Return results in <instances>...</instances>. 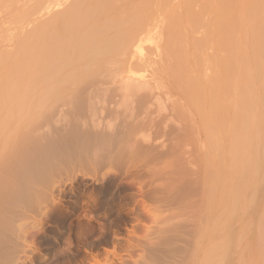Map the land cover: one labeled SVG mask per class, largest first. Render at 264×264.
Instances as JSON below:
<instances>
[{
  "label": "bare ground",
  "instance_id": "6f19581e",
  "mask_svg": "<svg viewBox=\"0 0 264 264\" xmlns=\"http://www.w3.org/2000/svg\"><path fill=\"white\" fill-rule=\"evenodd\" d=\"M98 262L264 264V0H0V264Z\"/></svg>",
  "mask_w": 264,
  "mask_h": 264
},
{
  "label": "rangeland",
  "instance_id": "374dc122",
  "mask_svg": "<svg viewBox=\"0 0 264 264\" xmlns=\"http://www.w3.org/2000/svg\"><path fill=\"white\" fill-rule=\"evenodd\" d=\"M125 58L123 55L119 58V60ZM111 63V62H110ZM112 65V64H111ZM112 69V73L114 74H127L129 73V71L125 72L124 70H120V65L115 64L111 66ZM146 71V73L144 72ZM149 72L148 70H134L132 71V73L130 74H150L147 73ZM152 73V72H151ZM79 89L82 92V94L79 95V98L77 99L76 103L74 104V106H70V107H63L61 109H59L57 111V113L53 116L51 115L46 123L45 126H43L44 124L41 122L37 125L36 130L33 131L31 134H29L26 138H24L23 141H20L17 145V149H21L24 147L25 143L29 140H35V141H44L48 138L53 137L54 135H56L57 133H64L69 131L72 128H76L78 130L81 131H92L96 134H101L103 133H108L109 131H107V129L104 127L103 124H100L96 121L92 122L87 114V111L84 109V102H86V100L88 101V99L90 98V96L92 94H99L103 91L104 87L100 84H96L92 87H86L85 84L80 85ZM95 91V92H93ZM93 92V93H92ZM94 101L96 102V99H94ZM101 107V106H100ZM63 116V117H62ZM100 118V117H99ZM118 123H116L115 125H117ZM140 123H128L129 126V132L128 133H123L121 127L118 125L117 127H115L113 125L112 131L113 133H115L117 135V138H128L129 136H131V134L133 132H135L138 128V125ZM166 130V128H164L163 126H159L156 125L153 129L152 132L153 133H163ZM35 141H31V142H35ZM86 165H91V163H87ZM133 188H135L134 186H132ZM72 223L76 222V216L71 218ZM51 232H49L48 234H50ZM46 235L47 236V240L46 242H49V244H54V242L52 241V239L55 238V232H52L51 235ZM53 234V235H52ZM137 237L140 239L141 238V233H137L136 234ZM65 236H62V238H64ZM133 241V239L130 240V243ZM139 242H132V246L130 247H125L126 244H122L121 247L118 249V252H120V254H127L129 256H131V258H136L138 255H140V248L137 246ZM155 243V242H154ZM153 245V244H152ZM44 249H46V247H44ZM43 249V250H44ZM92 264H102V262H98V263H92Z\"/></svg>",
  "mask_w": 264,
  "mask_h": 264
}]
</instances>
